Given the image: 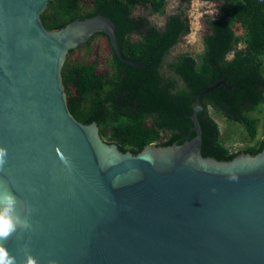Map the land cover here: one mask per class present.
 I'll return each mask as SVG.
<instances>
[{"label":"water","instance_id":"95a60500","mask_svg":"<svg viewBox=\"0 0 264 264\" xmlns=\"http://www.w3.org/2000/svg\"><path fill=\"white\" fill-rule=\"evenodd\" d=\"M50 1L0 0V191L32 225L8 250L22 260L27 246L38 264H264V146L201 153L200 97L217 84L193 102L190 140L123 152L71 113L62 68L97 33L122 62L149 65L120 55L105 15L48 29Z\"/></svg>","mask_w":264,"mask_h":264},{"label":"trees","instance_id":"16d2710c","mask_svg":"<svg viewBox=\"0 0 264 264\" xmlns=\"http://www.w3.org/2000/svg\"><path fill=\"white\" fill-rule=\"evenodd\" d=\"M167 1L91 0L87 10L82 0L49 2L41 14L48 29H59L76 18L105 15L115 24L120 55L149 65L143 68L122 62L108 37L94 34L84 45L105 36L111 59L103 72H98L95 61H65L62 79L69 110L82 123L96 122L107 142L136 154L152 142L171 145L190 140L195 135L190 118L193 102L200 91L217 84L200 97L202 155L230 160L241 152L259 153L262 139L231 152L209 107L228 121L240 123L250 141L257 139L260 120L252 113L260 112L264 103V0H207L220 1L222 6L217 18L207 20L203 52L197 58L181 53L166 63L169 52L190 31L187 17L182 12L169 14L158 28L146 17L132 16V10L139 5L164 14ZM240 43L244 47L236 49ZM231 52L233 56L227 58Z\"/></svg>","mask_w":264,"mask_h":264},{"label":"rangeland","instance_id":"374dc122","mask_svg":"<svg viewBox=\"0 0 264 264\" xmlns=\"http://www.w3.org/2000/svg\"><path fill=\"white\" fill-rule=\"evenodd\" d=\"M82 2L85 3L83 10H87L90 7L91 0H82ZM221 6L222 3L220 1L191 0L190 3H184L180 0H168L164 14L151 13L148 8L136 5L133 7L132 15L134 17H146L158 28H162L169 14L182 12L187 17L190 31L169 52L165 59L167 63L181 53H190L197 58L203 52V37L209 32L207 20L217 18L221 12ZM237 33H242V29L237 28ZM243 47L244 44L240 43L236 49ZM232 56L233 52L229 53L227 58H231ZM110 59L111 51L108 40L105 36L99 35L92 40L89 46L83 44L74 49L72 53L68 54L66 60L69 64L95 61L98 72H103L108 68ZM209 112L217 121L222 140L231 152H237L248 145H253L264 136V103L261 105L260 112L252 113L253 116H257L260 120L257 139L254 141L248 139L247 132L240 123L228 121L215 108L209 107Z\"/></svg>","mask_w":264,"mask_h":264},{"label":"clouds","instance_id":"9594fccd","mask_svg":"<svg viewBox=\"0 0 264 264\" xmlns=\"http://www.w3.org/2000/svg\"><path fill=\"white\" fill-rule=\"evenodd\" d=\"M7 149L0 147V169L7 163ZM18 198L10 190L0 191V264H38L37 259L27 249H23V259L18 260L6 247L7 241L18 231L30 230L32 225L26 217L18 211ZM49 264H56L50 260Z\"/></svg>","mask_w":264,"mask_h":264},{"label":"flooded vegetation","instance_id":"af4514ba","mask_svg":"<svg viewBox=\"0 0 264 264\" xmlns=\"http://www.w3.org/2000/svg\"><path fill=\"white\" fill-rule=\"evenodd\" d=\"M133 16V15H132Z\"/></svg>","mask_w":264,"mask_h":264}]
</instances>
